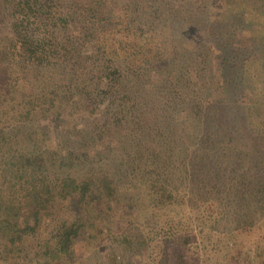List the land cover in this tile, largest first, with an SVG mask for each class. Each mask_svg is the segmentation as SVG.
Returning a JSON list of instances; mask_svg holds the SVG:
<instances>
[{
	"label": "trees",
	"instance_id": "obj_1",
	"mask_svg": "<svg viewBox=\"0 0 264 264\" xmlns=\"http://www.w3.org/2000/svg\"><path fill=\"white\" fill-rule=\"evenodd\" d=\"M47 1L0 0V238L11 262L47 261L57 251L72 264L83 250L87 263L123 264L103 226L124 253L157 248L165 259L171 237L187 241L193 222L202 234L203 222L233 227L220 233L263 222L264 120L254 122L256 100L242 78L230 77L218 97L203 54L156 53L163 33L145 0L127 11L139 30L145 18L141 42L127 21L115 27L98 8L119 0H49L51 17ZM59 1L67 11L55 8ZM229 5V17L208 24L219 76L230 59L247 61L263 32L264 7ZM41 10L46 31L31 25ZM236 85L238 98L229 93ZM96 187L113 194L118 211L95 210L108 200ZM64 201L79 208L68 223ZM188 209L198 212L190 217ZM118 215L129 216L120 229Z\"/></svg>",
	"mask_w": 264,
	"mask_h": 264
},
{
	"label": "rangeland",
	"instance_id": "obj_2",
	"mask_svg": "<svg viewBox=\"0 0 264 264\" xmlns=\"http://www.w3.org/2000/svg\"><path fill=\"white\" fill-rule=\"evenodd\" d=\"M145 1H147V4L150 6L148 8L149 11H151L154 14V17H156L155 21L157 22L156 24L158 26V28L157 26L156 28L158 31L163 33V37L160 35L158 39L163 40H161L158 44L155 43L156 45H159L156 49V53H159L164 49L165 51L168 50L170 52H174L176 50H187L188 52H192L194 54H203L205 56V77L208 76L210 79L216 78V83L212 82L210 87L212 90L211 93L218 95V97L222 95L223 91L226 93L229 90L228 87H222L223 83H227L228 85L230 77H241L243 88L245 91H247L246 94H252L256 100L254 103H251V106H254L256 111V114L253 115L254 122H259V125H261L260 122L264 120V20H262V22L259 24V26L262 27L263 32L257 36L255 43L251 44L253 45V50L252 53L247 57L248 62H243L240 57L236 58L235 60L230 59L227 62L225 68H223L226 70L221 76L218 75L217 70V66H219L218 60H216L213 56L214 53L218 52V50L214 48L212 42H210L211 40L208 37V24L213 19L229 17L231 14V5L229 4L232 2L237 3L238 5L245 3L248 5L250 4L253 7H264V0H172L168 4H165L162 2V0H152L153 2L151 3H149L150 0ZM54 2L57 3L58 1L54 0ZM108 2L109 0H107L105 3L108 4ZM133 2L134 0H128V2L127 0H119L117 1L116 5L109 6V9L108 7L102 9L100 6L98 8L101 13L107 15V21L114 23L115 27H122L127 21V24H130L132 29H134V31L137 33V38L141 42L144 37L140 36V31H143V35L141 34L142 36L147 33L145 30V18H143L141 21V30H139L138 26L136 27V24L132 20L127 19L129 17L127 11L131 9ZM124 4L126 6L124 10H115V8L121 7ZM52 5L53 4L48 0L46 6L43 7V13L45 14L44 16H52V9H50ZM66 7V3L60 2L58 7L57 4H55V8L58 10L61 9L63 11H67ZM36 9L35 15H37ZM88 10L90 11V9ZM68 11L71 15L77 18L75 16L77 14L75 13L74 15L73 9ZM93 11L94 9L92 8L90 13L93 14ZM188 13H191V15ZM95 15L98 18L99 14L95 13ZM118 16H122V18ZM31 21H33L31 25L39 23V30L46 31L48 28V24H46L47 20H45L43 16L42 18L38 19L37 17L31 18ZM191 23L195 24L196 26L194 29L188 31L186 26ZM187 34H189V37ZM151 40H153V38ZM155 48L156 47L152 46L153 50ZM141 49L145 50L148 48L142 45ZM147 51L148 54H150L151 51ZM170 57H172L171 54ZM229 93L233 94L237 98L242 96L241 89L238 85H236L232 91H229ZM229 106L232 108L233 103H229ZM94 192L97 195L108 198L106 202L104 201L100 202L98 205L96 204L95 210L102 211L100 212V215H103L102 213L110 206L112 210L116 209L115 211H118L119 208L116 207V200L114 199L112 193L110 194V192H108V190L103 187H96ZM74 202L75 201H70L67 203V201H64L65 209L62 214V219L66 223L72 221L74 215H76L79 210L78 206L71 204ZM130 203L133 204V201L130 200L129 204ZM133 210L134 209L132 208V211ZM197 212L194 210L190 211V209L186 210V214L190 215V217L195 216ZM100 215L98 217H100ZM124 217L128 219L129 216ZM124 217L121 218L119 216L120 220L115 224L116 228L120 229V227L123 226L124 222L122 220L125 219ZM258 220H263V222H255L250 229L243 232L233 231L230 233L226 232H228L233 227L229 228L227 225L223 226L221 222L216 223L211 229L207 227L210 222L199 223L203 225L202 230L208 231L206 234H202L199 230V225L194 224L193 222L191 236L188 237L187 241H182V233L173 235V239L171 237L170 246L166 251L165 259L160 254V249L157 250V248H154L150 251V256H146L140 251H137V248L127 250L124 253L125 250L123 251L122 248L125 247V244L123 242L117 241L111 231L110 234L107 233L108 230H106V226H103V231L108 238L107 243L110 245V247H114L118 252V255L123 257V264H164V260H166V258V262L169 261L170 264H264V248H259L260 244L264 246V243H262L264 241V232L262 230L264 228V216L259 217ZM115 227L113 230L116 229ZM218 227L219 229H222V231L226 232L220 233L218 231ZM155 239L157 240V246L163 242L162 236H156ZM75 242L77 245L80 244L82 246V238L75 240ZM121 250L123 252H121ZM179 251H183V253L181 252L183 259L178 254ZM120 253H123L122 255L124 256H122ZM154 253H157V255L152 257L154 256ZM75 255V263L73 262L72 264H90L87 263L90 262V258H88L89 255L86 251L83 252V250H77ZM13 260L16 261L11 262L12 258L2 249V239L0 238V264H20V262H17V260H20L19 257L14 256ZM66 263H70L69 260H67L66 256L57 251L51 253L47 261L38 260V258H33L31 256H27L25 261V264Z\"/></svg>",
	"mask_w": 264,
	"mask_h": 264
}]
</instances>
